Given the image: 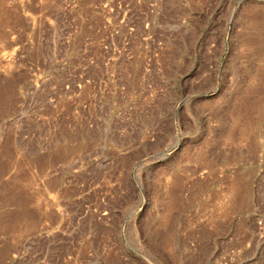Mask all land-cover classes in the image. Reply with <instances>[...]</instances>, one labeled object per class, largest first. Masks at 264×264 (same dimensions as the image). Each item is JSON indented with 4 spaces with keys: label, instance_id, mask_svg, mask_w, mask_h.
<instances>
[{
    "label": "rangeland",
    "instance_id": "obj_1",
    "mask_svg": "<svg viewBox=\"0 0 264 264\" xmlns=\"http://www.w3.org/2000/svg\"><path fill=\"white\" fill-rule=\"evenodd\" d=\"M0 264H264V0H0Z\"/></svg>",
    "mask_w": 264,
    "mask_h": 264
}]
</instances>
